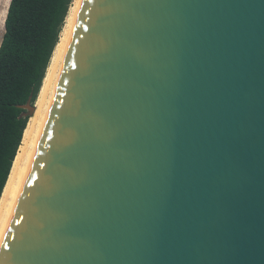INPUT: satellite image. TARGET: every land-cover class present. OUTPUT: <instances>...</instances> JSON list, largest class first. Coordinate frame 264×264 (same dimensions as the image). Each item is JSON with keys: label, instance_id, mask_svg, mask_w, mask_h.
Here are the masks:
<instances>
[{"label": "water", "instance_id": "95a60500", "mask_svg": "<svg viewBox=\"0 0 264 264\" xmlns=\"http://www.w3.org/2000/svg\"><path fill=\"white\" fill-rule=\"evenodd\" d=\"M0 264H264V0H82Z\"/></svg>", "mask_w": 264, "mask_h": 264}, {"label": "trees", "instance_id": "16d2710c", "mask_svg": "<svg viewBox=\"0 0 264 264\" xmlns=\"http://www.w3.org/2000/svg\"><path fill=\"white\" fill-rule=\"evenodd\" d=\"M73 0H11L0 42V200Z\"/></svg>", "mask_w": 264, "mask_h": 264}, {"label": "bare ground", "instance_id": "6f19581e", "mask_svg": "<svg viewBox=\"0 0 264 264\" xmlns=\"http://www.w3.org/2000/svg\"><path fill=\"white\" fill-rule=\"evenodd\" d=\"M11 0L6 3L5 19ZM82 0H73L59 42L54 50L41 90L35 102L36 110L28 120L23 140L0 200V249L20 201L26 180L34 162L64 65L67 48L77 23ZM5 26V22H4Z\"/></svg>", "mask_w": 264, "mask_h": 264}, {"label": "rangeland", "instance_id": "374dc122", "mask_svg": "<svg viewBox=\"0 0 264 264\" xmlns=\"http://www.w3.org/2000/svg\"><path fill=\"white\" fill-rule=\"evenodd\" d=\"M7 1L8 0H0V42H1V40L3 38V34L5 32L4 22H5V13H6V3H7Z\"/></svg>", "mask_w": 264, "mask_h": 264}]
</instances>
